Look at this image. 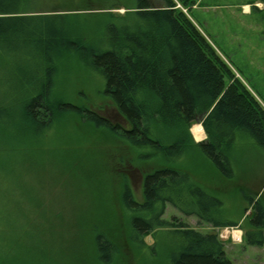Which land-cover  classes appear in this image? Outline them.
Returning <instances> with one entry per match:
<instances>
[{"label": "trees", "instance_id": "1", "mask_svg": "<svg viewBox=\"0 0 264 264\" xmlns=\"http://www.w3.org/2000/svg\"><path fill=\"white\" fill-rule=\"evenodd\" d=\"M35 1L0 0V137L19 135L6 120L15 115L18 105L9 104L14 100L21 103L14 121L21 119L27 133L34 128L45 135L66 116L80 118L128 144L137 159L149 157L156 162L154 169L143 174L141 200L127 176L120 180L122 205L129 236L139 247L154 250L160 230L171 236V264L233 261L217 231H199L177 216L164 218L168 203L214 228H246L245 241L263 245L261 195L240 188L248 204L245 211L251 210L246 223L220 219L221 198L198 184L192 173L162 163L195 150L230 180L236 177V148L242 139L252 140L264 152V96L236 75L199 26L177 6L181 3L189 12L194 0H134L135 7L121 16L96 12L120 21H106L93 42L76 26L78 12H33ZM74 57L105 77V95L128 127L85 103L70 102L59 92L60 72ZM200 119L207 137L197 142L191 127ZM144 148L147 154L141 152ZM148 235L156 239L154 245L145 241ZM114 238L96 237L100 261L119 258ZM23 239L21 235L0 236V264H35Z\"/></svg>", "mask_w": 264, "mask_h": 264}, {"label": "rangeland", "instance_id": "2", "mask_svg": "<svg viewBox=\"0 0 264 264\" xmlns=\"http://www.w3.org/2000/svg\"><path fill=\"white\" fill-rule=\"evenodd\" d=\"M135 1L37 0L33 12H78L74 17L76 26L93 42L98 34L101 36L106 21L116 24L120 21L94 13L112 12L121 16L135 7ZM194 3L189 12L181 3L177 6L199 26L236 75L264 96V0H194ZM66 66L60 72L59 92L67 100L85 103L114 123L128 127L105 95V77L77 57ZM0 93L3 94L1 89ZM9 104L18 105L15 115L6 120L9 126L18 129L19 135L0 137V210L5 212L0 211V236L25 237L26 249L35 264H171L174 242L171 236L160 230L154 250L139 247L129 236L122 205L120 180L127 176L141 200L143 174L154 169L156 162L149 157L137 159L128 144L116 141L109 131L83 123L80 118L66 116L69 118L64 117L45 135L37 134L34 128L27 133L21 119L14 121L21 103L13 100ZM201 120L191 127L197 142L207 137ZM196 125L203 129L200 138L193 130ZM251 142L242 139L237 144L236 177L230 180L195 150L162 163L192 173L198 184L221 198L220 219L246 223L251 210L245 211L248 204L240 188L257 197L261 195L264 202V152ZM148 151L141 149L144 154ZM176 216L199 231H217L233 264H264V244L246 242V228L239 225L214 228L168 203L163 217L174 220ZM99 235L110 240L116 236L118 259L112 256L106 262L98 259L95 239ZM233 235H240L241 240ZM145 241L154 245L156 239L148 235Z\"/></svg>", "mask_w": 264, "mask_h": 264}, {"label": "bare ground", "instance_id": "3", "mask_svg": "<svg viewBox=\"0 0 264 264\" xmlns=\"http://www.w3.org/2000/svg\"><path fill=\"white\" fill-rule=\"evenodd\" d=\"M193 130H194V132L196 133V136L200 138V136H201L202 133H203L202 126H201V125L193 126ZM195 133H194V134H195Z\"/></svg>", "mask_w": 264, "mask_h": 264}, {"label": "built area", "instance_id": "4", "mask_svg": "<svg viewBox=\"0 0 264 264\" xmlns=\"http://www.w3.org/2000/svg\"><path fill=\"white\" fill-rule=\"evenodd\" d=\"M235 234V233H234ZM237 240H241V236L240 235H233Z\"/></svg>", "mask_w": 264, "mask_h": 264}, {"label": "water", "instance_id": "5", "mask_svg": "<svg viewBox=\"0 0 264 264\" xmlns=\"http://www.w3.org/2000/svg\"><path fill=\"white\" fill-rule=\"evenodd\" d=\"M207 113H208L207 111L205 113H203L202 118H204Z\"/></svg>", "mask_w": 264, "mask_h": 264}, {"label": "crops", "instance_id": "6", "mask_svg": "<svg viewBox=\"0 0 264 264\" xmlns=\"http://www.w3.org/2000/svg\"><path fill=\"white\" fill-rule=\"evenodd\" d=\"M194 4H195V3H194ZM194 4H193V5H194Z\"/></svg>", "mask_w": 264, "mask_h": 264}]
</instances>
